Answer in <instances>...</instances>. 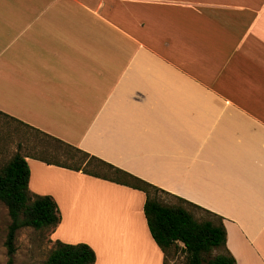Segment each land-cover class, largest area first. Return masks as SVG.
Masks as SVG:
<instances>
[{
  "label": "crops",
  "instance_id": "obj_1",
  "mask_svg": "<svg viewBox=\"0 0 264 264\" xmlns=\"http://www.w3.org/2000/svg\"><path fill=\"white\" fill-rule=\"evenodd\" d=\"M0 111L223 218L264 264V0H0ZM52 241L162 264L130 186L25 156Z\"/></svg>",
  "mask_w": 264,
  "mask_h": 264
},
{
  "label": "trees",
  "instance_id": "obj_2",
  "mask_svg": "<svg viewBox=\"0 0 264 264\" xmlns=\"http://www.w3.org/2000/svg\"><path fill=\"white\" fill-rule=\"evenodd\" d=\"M0 114L16 122L19 129L44 136L56 144L37 150L32 145L28 148L30 152H16L0 166V202L7 207L9 217L4 239L7 254L5 264L14 263L16 233L20 228L31 227L40 233L50 232L60 221L55 199L51 195L35 194L29 190V167L25 156L81 170L143 191V214L152 238L163 253L162 264H167L169 257L180 252L184 255V264H236L226 247V230L221 216L1 111ZM158 193H164L174 201L163 203ZM193 210H200L206 216L196 218ZM95 259L94 250L84 242L55 240L41 264H94Z\"/></svg>",
  "mask_w": 264,
  "mask_h": 264
},
{
  "label": "rangeland",
  "instance_id": "obj_3",
  "mask_svg": "<svg viewBox=\"0 0 264 264\" xmlns=\"http://www.w3.org/2000/svg\"><path fill=\"white\" fill-rule=\"evenodd\" d=\"M42 149L45 146H55L52 141L44 136L35 135L26 129H19L11 119L0 114V166L6 163L14 153L26 154L30 146ZM158 198L163 203H170L174 198L164 193H158ZM196 218L205 217L206 213L193 210ZM9 223L7 207L0 202V264H5L7 259L4 239L6 227ZM52 240L49 231L40 233L31 227H22L16 233L13 264H41L51 247ZM167 264H184V255L180 252L167 259Z\"/></svg>",
  "mask_w": 264,
  "mask_h": 264
}]
</instances>
